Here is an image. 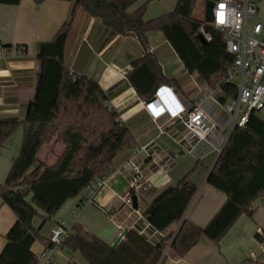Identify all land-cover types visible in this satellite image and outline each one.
<instances>
[{"label": "trees", "instance_id": "1", "mask_svg": "<svg viewBox=\"0 0 264 264\" xmlns=\"http://www.w3.org/2000/svg\"><path fill=\"white\" fill-rule=\"evenodd\" d=\"M21 1L0 0V7L16 6ZM33 1L39 6L49 0ZM57 1L73 4L72 17L51 42L38 47L40 82L26 119H0V154L6 142L20 128L24 130L19 155L0 185V198L17 217L6 236L0 264H38L33 245L37 241L50 244V237L41 234L44 226L68 201L110 174L117 161L137 147L129 129L109 106V94L95 80L74 75L65 65V49L78 11L101 21L113 36L138 38L146 53L133 63L128 80L141 98L151 100L161 87L176 86L149 51L148 35L153 32L165 37L186 72L198 77L208 91L219 87L224 90L222 103L236 96L231 86L222 85L233 66L222 36L214 32L213 41L206 44L198 39L201 21L193 17L197 0H178L172 12L152 20L145 19L147 3L131 11L140 0ZM16 49L26 51L24 46ZM55 137L56 142L63 143L65 152L49 167L39 162L38 156ZM207 183L225 194L226 202L205 227L184 219L197 192L185 176L177 185L157 193L142 210L151 227L164 235L172 225L181 224L176 234L166 235L154 244L137 230H129L124 239L112 246L75 223L62 248L72 254L79 252L87 264H165L169 256H186L202 238L218 244L242 215L253 218L255 202H264V120L258 114H252L243 128L232 132L207 175ZM38 218L42 222L36 225ZM173 236L168 256L164 257Z\"/></svg>", "mask_w": 264, "mask_h": 264}, {"label": "crops", "instance_id": "2", "mask_svg": "<svg viewBox=\"0 0 264 264\" xmlns=\"http://www.w3.org/2000/svg\"><path fill=\"white\" fill-rule=\"evenodd\" d=\"M177 2L175 0L172 6L164 7V0H140L131 11L147 3L145 19L152 20L172 12ZM72 11L71 2L57 0H49L39 6L33 0H22L16 6L0 7L1 120L25 121L28 106L36 98L41 75L38 47L54 39L61 27L71 20ZM148 44L149 51L158 58L164 75L176 83V86L161 87L156 94L170 112L179 109L170 94V88L187 106L196 104L209 94L210 91L198 77L186 72L160 32L150 33ZM6 45L12 48H6ZM17 46L26 47V51L16 49ZM145 53L137 37L113 36L101 21L87 16L83 11H78L72 21L65 49V65L70 73L95 80L109 94V106L119 115L122 125L129 129L137 147L130 149L117 161L112 172L107 175L109 179L106 186L98 188L97 181L91 186L94 188L93 195L87 189L78 198L68 201L57 215L66 220L58 219L55 223L81 224L109 245H113L124 231L138 230L143 226L140 215L134 213L130 216V209L120 199L128 192L130 177L121 168L132 151L148 143H151L155 156L144 167L151 187L137 202L140 212L157 193L177 185L185 176L197 187V192L184 219L205 227L226 202V195L207 183V175L214 162L208 145L197 144V139L193 137L186 139V130L177 122L171 123L167 118L153 121L145 103L154 97L151 100L141 98L130 84L128 74L132 65ZM215 96L218 99L222 97L219 93ZM207 109L218 115L221 113L210 105ZM160 127L164 129L163 133ZM17 135L19 142L15 153L11 146L8 147V144L12 145L15 135L1 151L0 185L4 184L19 155L24 138L23 128L18 130ZM220 135L216 133L215 137L219 138ZM166 161H169V167H164ZM254 209L253 218L242 215L218 244L202 238L186 256L181 259L169 256L165 264H264V202H255ZM16 222V215L0 198V255L7 244L6 236ZM38 222L36 219V225ZM53 225L50 226L49 237ZM180 225H172L166 235L176 233ZM44 249L45 245L40 242L32 247L35 255ZM74 254L61 247L55 251L54 261L56 264H87L81 255V261L76 262Z\"/></svg>", "mask_w": 264, "mask_h": 264}, {"label": "built area", "instance_id": "3", "mask_svg": "<svg viewBox=\"0 0 264 264\" xmlns=\"http://www.w3.org/2000/svg\"><path fill=\"white\" fill-rule=\"evenodd\" d=\"M212 14L213 21L209 23L205 19L202 20L197 34L203 36L207 43L213 41L214 32L222 36L226 51L233 59L232 69L222 85L231 86L236 96L222 103L215 96L217 93L222 97L225 95L224 90L219 87L200 98L196 104L187 106L170 88L172 98L179 105L177 111L170 112L157 95L152 101L145 103L153 121L167 118L171 123L177 122L186 130V139L193 137L197 139V144L208 145L214 156L211 169L227 145L232 132L236 128H243L252 114H258L264 109V25L256 21L257 0H216ZM208 105L221 113L218 115L216 112H210ZM160 132H164L162 127ZM216 133H221L219 138L215 137ZM154 156L151 143L132 151L121 168L126 170L130 177L128 192L120 199L123 205L130 209V216L134 213L140 215L143 226L137 231L149 242L156 244L166 235L154 230L139 208H134V198L138 202L151 187L144 167ZM169 165V161H166L164 167ZM164 167L162 166V169ZM108 179L107 175L99 179L97 187L106 186ZM88 189L93 195L94 188ZM71 233L72 229L67 228L64 223H56L50 230V244H46L44 251L37 255L38 264H56L55 251L62 247V243ZM174 236L168 242L164 257L168 256Z\"/></svg>", "mask_w": 264, "mask_h": 264}, {"label": "rangeland", "instance_id": "4", "mask_svg": "<svg viewBox=\"0 0 264 264\" xmlns=\"http://www.w3.org/2000/svg\"><path fill=\"white\" fill-rule=\"evenodd\" d=\"M175 0H164V7L166 6H172L173 2ZM212 1V0H197L195 4V8L193 11V17L195 19H198L199 21L205 19V11H206V4L207 2ZM257 8H258V15L256 16V21L260 22L264 25V0H257ZM260 116L264 118V110L259 113ZM18 135L17 133L15 134V138L13 137V142H11L12 145L8 144V147L11 148L12 152L15 153V150L18 146ZM55 139V140H54ZM52 141L42 147V149L39 152L38 160L39 162L43 163L46 166H53L54 164L57 163L59 158L63 155L65 152V146L63 145L62 142H56L57 137H55ZM61 215V214H60ZM61 219V220H66L64 217L61 216H55L52 218L42 229L41 234L42 236H48V232L50 229V226L55 224L56 220ZM74 220V218H73ZM38 225L41 224L42 219H37ZM75 221V220H74ZM74 222L72 224L66 223L67 228H71L73 226ZM39 243V241H37ZM71 254V253H70ZM81 254L79 252L74 254V258L76 262L81 261Z\"/></svg>", "mask_w": 264, "mask_h": 264}, {"label": "water", "instance_id": "5", "mask_svg": "<svg viewBox=\"0 0 264 264\" xmlns=\"http://www.w3.org/2000/svg\"><path fill=\"white\" fill-rule=\"evenodd\" d=\"M215 1L216 0H212V1H209L207 2L206 4V11H205V21L206 22H212L213 21V14H212V11H213V8H214V5H215ZM198 39L203 43V44H206L207 42L204 40L203 36L201 35H198ZM39 82H40V79H39ZM37 92H38V89H37ZM210 172V171H209ZM137 200L136 198H134V208H138V205H137ZM180 228V227H179ZM179 230V229H178ZM178 232V231H177ZM127 231H124L120 237L118 238V240L113 243L112 246H115L117 245L122 239L123 237L126 235Z\"/></svg>", "mask_w": 264, "mask_h": 264}]
</instances>
